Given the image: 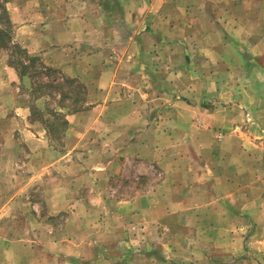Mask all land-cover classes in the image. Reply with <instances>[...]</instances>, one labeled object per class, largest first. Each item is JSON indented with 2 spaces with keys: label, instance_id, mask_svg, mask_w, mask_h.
<instances>
[{
  "label": "rangeland",
  "instance_id": "obj_1",
  "mask_svg": "<svg viewBox=\"0 0 264 264\" xmlns=\"http://www.w3.org/2000/svg\"><path fill=\"white\" fill-rule=\"evenodd\" d=\"M13 4L16 10L25 12L18 24L34 20L41 37L47 34L48 27L52 32L68 29L69 41L50 50L29 51L13 38L15 23L7 8ZM203 4L211 6L212 2ZM163 5L165 16L152 17L150 21L160 38L158 46L155 40L148 39L146 46L151 50L145 55L129 50L127 35L122 32L115 54V0L87 4L83 0H0V31L8 33L12 40L5 42L0 35V57L15 70L17 104L28 110L26 119L25 114L14 111L7 117L0 116V264H16L17 256L23 264H38L37 257L30 256L32 250L44 252V264H85V259L76 261L72 258L75 256L66 254L71 247L64 242L51 243L48 231L50 227L60 229L66 220L64 212L49 216V203L57 196L53 193L72 184V177L81 170L104 173L101 184L105 192L93 195L80 189L69 196L103 203L108 210L102 214L105 217L115 199L137 198L162 185L163 202L175 206L182 201L184 226L165 225L151 232L163 234L167 240L181 232L193 234L197 241L180 242L182 255L176 258L170 256L172 243L148 242L156 257L163 253L167 255L164 260L172 264H264V226L256 224L250 209L258 205L263 209L259 216H264V77L245 80L241 75L248 68L243 66L228 68L236 77H227L223 65L208 64L209 51L195 50L191 45L200 36L204 42L214 36L209 31V17L186 14L187 10L183 13L175 0ZM262 5L264 11V1ZM82 10L104 16L79 19ZM237 14L233 12L232 16ZM84 21L88 22L87 39L92 44L79 39ZM135 25L139 29L143 22L136 19ZM94 27L104 32L103 41ZM214 38L218 40L219 35ZM94 41L99 45L96 50ZM232 49L226 53L237 57L239 51ZM54 52L66 60L62 66L51 63ZM129 52L132 56L134 53L135 61H140L137 67L134 60H126ZM115 56L123 59L121 76L133 77L121 84V90L135 95L133 102L140 110L130 121L134 120L137 128L156 125L136 129L132 140L137 144L121 147L119 152L115 148ZM144 63H148L151 76L145 77L147 80ZM208 72L223 80L197 81L198 77H207ZM103 90L106 94L101 93ZM236 90L240 93L237 100L245 104L243 111L230 109ZM200 92L212 95L209 104L214 112L210 115L193 111L199 105ZM98 105L105 107L100 119L96 111L83 112ZM75 107L83 113L70 122L68 116ZM201 119L211 125L231 121L234 130L215 128L211 135L199 129ZM191 122L209 144H193ZM26 124L31 131L16 134L18 130L14 128ZM115 155L119 156L116 166ZM115 187L120 190L115 191ZM17 188V206L2 208ZM240 188L246 193L247 211L240 210L237 200L223 195L229 189L237 193ZM180 190L183 192L179 194ZM226 202L233 208H226ZM10 233L29 240L5 241ZM141 242H136V249H144ZM191 250L196 254L190 258L187 255ZM74 251L78 252V247Z\"/></svg>",
  "mask_w": 264,
  "mask_h": 264
},
{
  "label": "crops",
  "instance_id": "obj_2",
  "mask_svg": "<svg viewBox=\"0 0 264 264\" xmlns=\"http://www.w3.org/2000/svg\"><path fill=\"white\" fill-rule=\"evenodd\" d=\"M88 1L94 0H83L86 4ZM97 1L98 3L103 2V0ZM165 1L167 0H115V54H118L117 49L120 48V46H117L119 45L117 42L120 32L127 35L125 37L128 43L127 48L133 52L135 51L145 55L150 54L151 47L146 46V42L151 38L155 40L158 46L160 38L157 31L152 29L150 21L152 17L165 14V5H163ZM175 1L178 10H181L183 13L187 10L186 14L192 12L193 15L197 14L198 16L205 15L209 17V25L211 26L209 31L214 36L208 38L207 42H204L203 38L200 36L195 38L196 40L192 41L193 44L191 45L195 50L206 49L209 51L206 54L209 58L208 64H211V66L223 65L225 74L228 73L226 75L227 77H236L231 73L233 70H227L230 67L232 69L233 66H243L248 68L244 74L241 75V77H245V80H254L255 77H264V11L262 5L264 0ZM206 2H212L211 6L203 4ZM224 2L228 5H223L222 3ZM244 2H250L253 4L244 5ZM234 7L235 9H233ZM7 8L11 19L15 23L13 38L23 44L24 47L28 48L29 51L50 50L69 41V39H66L69 34L68 29L64 30L63 28L61 31L52 32V30L50 31V27H48L46 31L47 34H42L41 37L39 30H37L38 25L34 20L24 24H18L20 16L25 14L22 9L17 8L16 10L14 4L11 8ZM233 12L234 14H238L232 16ZM92 16L103 17L104 14L101 12L92 14L88 10H82V12L79 13V19H87ZM136 19H140L141 23L143 22V27H140L139 29L138 27L136 28ZM97 28L98 27H94V31L99 35V39L103 41L104 32H100ZM87 30L88 22L84 21L81 31L78 32L79 39L85 40L86 44H92L87 39ZM216 35H219L218 40L214 38ZM94 42V49L96 50L99 45L97 41ZM232 48L237 52L239 51L237 57L233 56V54L226 53L227 50L230 51ZM220 50H223V53H220ZM51 56V63L53 65L62 66L63 63L66 62V60L63 61L61 56L57 55L56 52L51 53ZM126 56V60H134L133 62L134 65L136 64V67L139 65L140 61L136 60V62L130 52ZM115 59L117 60V62H115V148L116 151L119 152L121 147L136 145L137 143H135V140H132L135 136L134 131L136 129L144 130L147 126L144 125L143 127L137 128L136 122L134 120L130 121V117L132 116L133 118V114L139 113L140 110L133 102V94H129L126 90H121V84L125 85V82L131 81L133 77H122L120 66L123 59L119 56H115ZM147 66L148 63H144V80H147L145 77L150 76H148L149 70H147ZM136 67H134L132 71H134ZM64 68L67 69L66 66ZM213 74L214 73L208 72L207 77H198L197 81H207L212 83L223 80L215 77ZM16 80L17 77L15 75V70L9 66L5 58L0 57V116L7 117V115L14 111L15 114H21V116L22 114H25L23 118L26 119V114H28L27 108L17 104V92L14 86ZM234 92L235 94L232 95L234 101L232 102V107L229 108L231 110L237 108L243 111L242 108L245 104L243 105L237 100L240 93L238 90ZM101 93L106 94V90H103ZM133 96L135 97V95ZM211 96V94H202V92H200L198 94V97L200 98L199 105L193 107V111L205 116L214 112L209 104ZM104 108V106L98 105V107L93 106L90 107L89 110L83 112L90 113L96 111L97 119H100L101 115L104 113ZM78 111H75L68 116L70 122H73L75 118L83 113L80 112V110ZM124 115H127V117H124ZM120 116L122 117V121H119ZM200 123H202L200 124L202 128L199 129L208 131L207 133H210L211 135H213L212 133L215 128L222 127V129L234 130V123L231 121H227L223 125H211V123L205 122L201 119ZM155 126L156 125H152L147 129H152ZM27 127V124L22 127L20 125V127L14 128V130H18L16 134L31 131V129ZM89 128H94V126L90 125ZM191 128L193 133L190 138L195 140L194 143L192 142L193 144L199 146L209 144L202 140L203 137L201 136H203L202 134L204 133H196V124L194 122H191ZM120 131H122V134H120ZM124 131L126 133H124ZM83 134L84 136L86 135L85 138L89 137L86 131ZM141 134H138V136ZM80 143L81 142H79V144ZM114 160L116 166L119 162V156L115 155ZM62 172L64 173V171ZM67 174L68 173L65 174V177L69 178ZM104 175V173L98 171H95V174H93L92 171L89 173V170H81L80 174L72 177L74 180L72 181V184H66L65 187L53 193L54 195L57 194V196H53L52 202L49 203V209L51 211L49 212V216H56L64 212L66 220L60 229L50 227L48 229L50 233L49 237L51 243L55 245L64 242L66 247H71V250L66 253L68 256H75L72 258L76 261L77 258H80L82 261L85 259V264L102 263L105 260L109 261L110 264H172L171 260H168L167 258L164 260V256L167 257V255L163 256V253L159 254V259L155 254H151L152 250L147 246L148 242H156L158 240L159 242L168 241V243H172L169 250L170 256L171 258H176L182 255L179 251L180 242L185 241L190 243L197 241V237L193 234H184L182 232L180 233V236H175L171 240H167L163 234L158 232H153L157 233V235L151 236V234H153L151 231L157 227L161 229L165 225H175L177 227L184 226L183 219L181 218L185 210L183 203L180 201L173 206V204L163 202L164 199L161 194L165 191L163 189L165 187L164 185L160 186L156 191L147 192L137 198H128L125 200L115 199V202L111 203L112 205L109 208V215L106 217L102 215L105 214V212L108 213V210L105 209V207H102L103 203L89 202L88 200L83 201L81 198H77V196H69L75 192H79L80 189L91 191L93 195L104 193L105 189L101 184L104 182ZM17 189L18 190L15 193L17 195L12 194V196L3 204L2 208L17 206L16 199L18 198L19 188ZM119 190V188L115 187V191ZM178 192L180 194L183 191L180 190ZM235 192V189H229L224 192L223 195H226L228 199L231 198V200H237L240 210L247 211L248 207H246L247 205L244 203L246 198H244V195H246L245 191L240 188L237 193ZM233 194H236L237 196ZM60 195L64 196L60 197ZM226 205H228L227 202ZM215 206H213V209ZM225 207L230 209L233 208L232 205ZM250 209L252 210L251 213H253V216L256 218V224L258 226H264V216H259L263 209H260L258 205L250 207ZM173 216H175L176 219H171ZM4 239L8 242H23L29 240L24 236L12 233H10L9 236L6 235ZM140 241H143L141 243L142 245H145V247L144 249L141 248L138 250L134 245L136 242ZM77 247L78 252L74 251ZM193 254H196L195 250H191L187 256L191 258ZM52 255L53 254H51V256ZM30 256L31 258L37 257L38 264H44L46 259L44 252L40 250H32ZM153 259L156 260L153 261ZM16 262L23 264V259H19L17 256L15 263Z\"/></svg>",
  "mask_w": 264,
  "mask_h": 264
},
{
  "label": "trees",
  "instance_id": "obj_3",
  "mask_svg": "<svg viewBox=\"0 0 264 264\" xmlns=\"http://www.w3.org/2000/svg\"><path fill=\"white\" fill-rule=\"evenodd\" d=\"M7 22V21H6ZM0 35H1V37L3 36V37H5L4 39L6 40L5 42H7V40H8V42H11L12 40H11V38H10V36H8V33H6L5 31H0ZM13 43V42H12ZM14 45H16V46H18L19 47V45H17L16 43L14 44ZM3 46H4V44H3ZM19 48H21V47H19ZM10 65H13V64H11L10 63ZM75 101H77V99H75ZM73 110H75V111H77V110H79V108L78 107H75ZM64 124H65V122H64Z\"/></svg>",
  "mask_w": 264,
  "mask_h": 264
}]
</instances>
